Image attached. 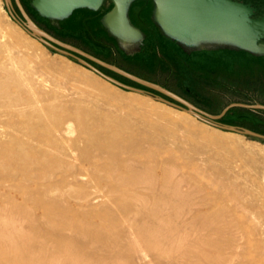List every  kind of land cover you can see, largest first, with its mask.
Segmentation results:
<instances>
[{
	"label": "bare ground",
	"instance_id": "bare-ground-1",
	"mask_svg": "<svg viewBox=\"0 0 264 264\" xmlns=\"http://www.w3.org/2000/svg\"><path fill=\"white\" fill-rule=\"evenodd\" d=\"M27 48L0 27V264H264V149Z\"/></svg>",
	"mask_w": 264,
	"mask_h": 264
},
{
	"label": "rangeland",
	"instance_id": "rangeland-1",
	"mask_svg": "<svg viewBox=\"0 0 264 264\" xmlns=\"http://www.w3.org/2000/svg\"><path fill=\"white\" fill-rule=\"evenodd\" d=\"M242 1L256 8L255 16H264V0ZM31 2L32 0H21L20 4L25 14L34 24L53 38L76 47L132 75L155 83L208 114L218 115L230 104L264 105V89L261 90L259 85L255 83L256 79L261 78L260 75H264V68L255 59L260 57L252 56L244 51L229 50L201 51L190 54L183 52L176 43L165 38L151 21L150 17L153 10L151 0L135 1L130 7L129 16L132 23L139 29L141 28L144 32L140 30L145 35V43L143 42L140 51L131 56L126 55L118 48L115 39L108 35L100 23L103 15L112 8V4L109 1H105L98 11L77 9L67 19L58 22L40 17L31 7ZM0 3L6 13V15L0 14L1 29L8 34L17 31L21 35L23 44L28 47L27 51L36 55L35 58H37L38 63L45 64L48 62L52 66L56 65L55 67L59 69L68 70L67 72L71 74V78L75 79L66 81L65 79L59 78L58 81L56 80L54 82H51L50 79L48 85L50 84L52 86L53 83L58 82V87H61V90L63 89L66 92L74 86L78 87L80 85L79 87L86 88L88 86L81 84L78 78L81 75H86L92 84H100L116 94L125 97L140 98L147 102L151 101L150 103L154 105L163 106L172 113V116L170 115L171 118L174 117V114L178 113L176 111H183L155 100L154 96L160 97L159 94L130 82L92 62L86 61L104 75L126 86L141 89L149 95L120 88L83 66L74 58L49 48L31 36L11 17L10 12L21 23L24 21L20 12L17 9H13L10 1L8 5L5 0H0ZM139 9H144L140 15L138 13ZM17 27L25 34L20 32ZM29 37L34 39L35 42L34 40L31 42L32 40ZM263 40H261L262 43ZM56 71V73H59L58 70ZM184 113L190 116L189 119L195 126L192 129L213 131L222 135L231 134L232 136L229 139L232 144L234 142L233 140H235V142L240 143L238 144L242 148L244 146V150H252L251 152L255 154L259 152L258 147L264 149L263 140L213 126L187 112ZM177 116H180V114H176L173 118L176 121L179 120ZM217 122L224 126L243 128L264 136L263 110L252 111L234 107L229 109L223 118ZM181 138L184 139L185 136H181ZM188 141L187 137L185 141L183 140V143L185 142L184 145H186L184 149L185 156H191L192 153V149H189V147L192 148L193 145ZM196 147L198 152H201L199 154L200 158H203V154L204 156L209 155L212 150L211 147L203 143L197 144ZM184 161V158L177 157V162L183 163ZM5 184L8 185V183ZM98 204L100 202L94 205L97 206ZM98 213L101 216L107 214L104 210H99ZM192 233L188 232V242H191V240L197 237V233Z\"/></svg>",
	"mask_w": 264,
	"mask_h": 264
},
{
	"label": "water",
	"instance_id": "water-1",
	"mask_svg": "<svg viewBox=\"0 0 264 264\" xmlns=\"http://www.w3.org/2000/svg\"><path fill=\"white\" fill-rule=\"evenodd\" d=\"M7 5L10 0H5ZM105 1L112 4L100 20L108 35L115 39L118 48L126 55L139 52L145 35L136 27L129 16L131 5L139 0H32L31 7L40 17L51 21L67 19L77 9L98 11ZM153 10L151 21L160 33L176 43L183 52L190 54L201 51H244L255 57L264 58V16H255L256 9L242 0H151ZM24 21L21 23L10 15L31 36L49 48L74 58L83 66L94 71L105 80L136 93L149 95L141 89L126 86L95 69L86 61L92 62L118 76L133 82L159 96L154 99L183 110L196 118L219 128L241 133L264 141V136L249 130L224 126L217 121L234 107L248 110H263L264 105L230 104L218 115L208 114L185 101L167 89L132 75L114 65L108 64L71 45L53 38L25 14L19 0H15Z\"/></svg>",
	"mask_w": 264,
	"mask_h": 264
},
{
	"label": "flooded vegetation",
	"instance_id": "flooded-vegetation-1",
	"mask_svg": "<svg viewBox=\"0 0 264 264\" xmlns=\"http://www.w3.org/2000/svg\"><path fill=\"white\" fill-rule=\"evenodd\" d=\"M10 2H11V4H12V7H13V9H17L19 12H20V10H19V8L17 7V4H16V2H15V0H10ZM19 2L21 3V0H19ZM256 9V8H255ZM143 10L144 9H139L138 10V13H139V15L143 12ZM21 14V13H20ZM255 15H256V13H255ZM141 29V28H140ZM142 30V29H141ZM143 31V30H142ZM144 32V31H143ZM144 43H145V41H144ZM263 43H264V40H263ZM255 59H257L259 62H260V64H261V66L264 68V58L263 57H260V58H255ZM261 76V78L259 77V79H256V84H258L259 85V88L261 89V90H263L264 89V75L262 76V75H260ZM258 82V83H257ZM241 109V108H240Z\"/></svg>",
	"mask_w": 264,
	"mask_h": 264
}]
</instances>
